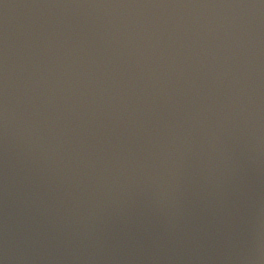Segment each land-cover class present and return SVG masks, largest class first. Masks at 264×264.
<instances>
[{
	"label": "water",
	"instance_id": "obj_1",
	"mask_svg": "<svg viewBox=\"0 0 264 264\" xmlns=\"http://www.w3.org/2000/svg\"><path fill=\"white\" fill-rule=\"evenodd\" d=\"M0 264H264V0H0Z\"/></svg>",
	"mask_w": 264,
	"mask_h": 264
}]
</instances>
